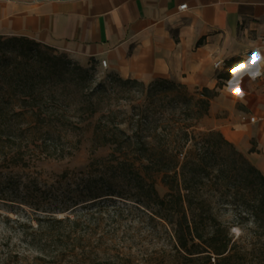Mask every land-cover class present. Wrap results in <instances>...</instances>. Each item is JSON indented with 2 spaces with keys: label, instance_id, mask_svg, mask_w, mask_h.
<instances>
[{
  "label": "trees",
  "instance_id": "trees-1",
  "mask_svg": "<svg viewBox=\"0 0 264 264\" xmlns=\"http://www.w3.org/2000/svg\"><path fill=\"white\" fill-rule=\"evenodd\" d=\"M40 47L48 53L56 52L25 37H0V52L18 48L17 58H27L34 52L42 65L39 73L0 69L1 169L28 168L42 156L64 159L67 150L59 131L80 130L78 123L86 119L82 115L100 113L106 98L107 86L94 85L89 68L39 57ZM241 62H228V71L219 79L230 80L231 71ZM91 64L96 65L95 60ZM117 81L123 87H138L142 100L132 107L133 116L119 122L112 120L114 112H102L94 130L93 147L111 150L118 167L129 171L143 192L142 203L171 225L177 245L185 254H205L207 264L250 262L261 249L254 245L249 251L234 240L232 227L219 219L209 196L219 185L226 194L229 183L236 179L247 194L241 196L246 208L238 209L233 224L252 220L255 229L264 235V175L220 132L201 131L199 127L224 83L219 82L213 91H190L183 84L163 79L149 85L119 76ZM72 89L79 97L76 103L71 100L73 94L66 93ZM155 175H161L167 188L163 197L156 189Z\"/></svg>",
  "mask_w": 264,
  "mask_h": 264
},
{
  "label": "rangeland",
  "instance_id": "rangeland-1",
  "mask_svg": "<svg viewBox=\"0 0 264 264\" xmlns=\"http://www.w3.org/2000/svg\"><path fill=\"white\" fill-rule=\"evenodd\" d=\"M5 50L0 52L3 71L41 72L36 53L17 58L18 48ZM38 52L44 59L57 58L56 63L79 65L58 50L48 53L40 47ZM87 68L94 85L107 86L106 98L100 113L82 115L86 119L78 123L80 130L59 131L66 157L42 156L28 168H0V264H207L205 254L189 256L178 247L171 225L142 203L143 192L129 171L118 167L111 150L93 147L102 112H114L111 118L119 122L135 114L132 107L140 104L142 97L138 87L121 86L118 75L101 66L90 64ZM58 90L63 89L59 86ZM66 93L73 94V103L79 100L74 89ZM73 122L77 124L76 119ZM199 127L207 130L204 123ZM154 180L163 197L167 188L161 175H155ZM235 180L226 194L222 185L214 188L209 195L212 206L219 219L232 227L240 246L249 251L254 245L261 249L246 264H264V235L252 220L233 224L238 209L246 208L241 196L247 194Z\"/></svg>",
  "mask_w": 264,
  "mask_h": 264
},
{
  "label": "crops",
  "instance_id": "crops-1",
  "mask_svg": "<svg viewBox=\"0 0 264 264\" xmlns=\"http://www.w3.org/2000/svg\"><path fill=\"white\" fill-rule=\"evenodd\" d=\"M0 37L34 40L84 68L106 61L124 80L190 91L223 82L202 123L264 175V0H0ZM234 59L254 60L236 86L219 79Z\"/></svg>",
  "mask_w": 264,
  "mask_h": 264
},
{
  "label": "bare ground",
  "instance_id": "bare-ground-1",
  "mask_svg": "<svg viewBox=\"0 0 264 264\" xmlns=\"http://www.w3.org/2000/svg\"><path fill=\"white\" fill-rule=\"evenodd\" d=\"M254 63V60H251L249 62V64L243 65L239 68H237L234 72H233V81L231 83V85L236 86L238 80L240 79L241 75L246 72L249 71L251 69H253V66L251 67V65Z\"/></svg>",
  "mask_w": 264,
  "mask_h": 264
},
{
  "label": "built area",
  "instance_id": "built-area-1",
  "mask_svg": "<svg viewBox=\"0 0 264 264\" xmlns=\"http://www.w3.org/2000/svg\"><path fill=\"white\" fill-rule=\"evenodd\" d=\"M186 8H187V5L185 4V5L180 6L179 9H180V10H185ZM246 64H249V61H245L242 65H239L238 67H236L235 70H236L237 68L243 66V65H246ZM100 65H101L103 68H106V67H107V62H106V61H102V62L100 63ZM220 65H221V62H218V63L216 64V68H218ZM252 66H253V68H254V64H252L251 67H252ZM235 70H234V71H235Z\"/></svg>",
  "mask_w": 264,
  "mask_h": 264
},
{
  "label": "water",
  "instance_id": "water-1",
  "mask_svg": "<svg viewBox=\"0 0 264 264\" xmlns=\"http://www.w3.org/2000/svg\"><path fill=\"white\" fill-rule=\"evenodd\" d=\"M235 70V69H234ZM234 70L232 71V73L234 72Z\"/></svg>",
  "mask_w": 264,
  "mask_h": 264
}]
</instances>
